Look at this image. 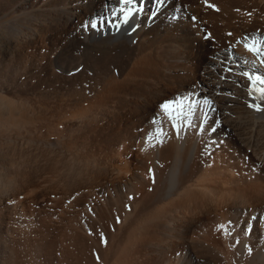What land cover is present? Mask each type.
Returning a JSON list of instances; mask_svg holds the SVG:
<instances>
[{"label":"bare ground","instance_id":"1","mask_svg":"<svg viewBox=\"0 0 264 264\" xmlns=\"http://www.w3.org/2000/svg\"><path fill=\"white\" fill-rule=\"evenodd\" d=\"M209 2L220 11L201 0H165L158 10L154 0H144L131 25L139 27L132 32L127 25L102 31L81 27L100 16L110 18L119 0H0V130L21 132L24 127L32 134L37 116L57 103L30 96L53 94L42 84L54 82L58 119H48L52 125L46 130L62 146L54 157L59 169L54 186L42 184L45 175L33 169L1 177L0 234L7 235H0L1 252L14 253L8 249L13 236L8 214L18 205L25 214V206L35 201L50 213L48 227L54 232L94 241L103 233L109 241L108 264H264V113L247 107L248 82L237 75L250 68L243 60L255 57L243 43L226 51L246 33L264 35V0ZM230 55L235 57L232 74L222 63ZM222 74L229 79H221ZM183 117L195 125L218 121L219 127L207 134L185 127L177 136L172 122L179 125ZM159 129L167 134L159 137L165 142L146 143ZM213 140L223 141L214 159L203 157L205 143ZM36 188L38 195H30ZM23 191L16 204L15 195ZM252 216L257 219L246 235ZM7 261L4 257L0 264Z\"/></svg>","mask_w":264,"mask_h":264},{"label":"rangeland","instance_id":"2","mask_svg":"<svg viewBox=\"0 0 264 264\" xmlns=\"http://www.w3.org/2000/svg\"><path fill=\"white\" fill-rule=\"evenodd\" d=\"M37 81V84H39V83H41L42 81H39L38 79H36L35 80V82ZM39 81V82H38ZM50 84V85H49ZM55 84V85H54ZM42 85H44V86H48V88H49V86H50V88L52 89L51 91H53V94L54 95H58V93H57V91H55L56 90V88H57V84L56 83H43ZM52 85V86H51ZM56 87V88H55ZM3 91H5L4 89H3ZM38 93V94H37ZM37 93H35V96L34 95H32V96H30L31 98H34V99H38V101H41V102H45V103H48V101H50V102H52L51 103V105H53V104H55V103H57V105H58V102H59V95L58 96H53V94H52V92L50 93V94H48L49 96H45V94H42V93H40L39 94V92H37ZM51 94H52V96H51ZM43 95V96H42ZM38 96V97H37ZM42 96V97H41ZM51 96V97H50ZM70 96H72V95H70ZM53 97V98H52ZM68 97V96H67ZM66 97V98H67ZM68 98H70V97H68ZM55 99H57V101L55 100ZM49 102V103H50ZM55 102V103H54ZM56 105V104H55ZM57 105H56V107H54V106H52L51 108L52 109H55V110H48L49 112H53L52 114L51 113H45V114H43L42 116L41 115H39V116H37V120L38 119H40V121L38 122L37 121V123H33L34 124V126H33V124H31L32 126H31V129H33V128H35V130L33 131H31L32 132V134H30V132H28L27 131V129L25 128L24 129V127L20 130L21 132H18V131H16V129L14 130L13 129V131H11V130H9L8 129V133L5 131V130H0V179H1V177H2V179L3 178H5V175L7 174V172H11V171H15V170H18L19 171V168H20V171H23L24 172V170H27V171H31L32 169H33V171L34 170H36L37 171V173L40 175V173H41V178H42V176H44L45 175V177L44 178H42L43 180H41L42 181V184H45V185H47V187H49L50 185H53L54 186V184L55 183H57L56 181H57V179H59V169L58 168H54V162H55V160H54V157H56L57 156V152L59 151V153H60V150H61V148H62V146H61V143L60 142H57L58 140H57V138H55V137H53L54 135H49V133H48V131L47 130H51V128H46L47 126L48 127H50V125H52V123H54V122H56V120H55V117H56V119H58V115H56L57 114V109L59 108V107H57ZM48 106V105H47ZM49 114V115H48ZM18 116H21L22 115V117L24 116V114H17ZM47 115V116H46ZM46 118H45V117ZM25 117V116H24ZM41 117V118H40ZM53 118V119H52ZM48 119H50V121L52 122H50ZM52 119V120H51ZM53 120H55V121H53ZM45 121H47V122H45ZM49 121V122H48ZM42 122V123H41ZM46 123V124H45ZM48 123H49V125H48ZM51 123V124H50ZM39 124H41V125H39ZM44 124V125H43ZM38 125V126H37ZM47 125V126H46ZM43 127V134H42V127ZM45 126V127H44ZM38 127H40V129L38 128ZM39 129V130H38ZM47 129V130H46ZM37 130V131H36ZM4 133H3V132ZM22 131H23V133H22ZM24 131H27V133H28V135L26 134V132H24ZM34 132V133H33ZM37 132H38V135L40 136H44L45 138H43V137H41L40 139H39V136L37 135ZM45 132H47V134L45 133ZM5 133H7V134H5ZM14 133V134H13ZM15 133H18V134H15ZM47 136H49V137H52V138H48V137H46V135ZM3 134V135H2ZM10 135V136H7V135ZM21 136H24L25 134V136L24 137H21ZM30 134V135H29ZM35 134V135H34ZM17 135H19V137H21V138H19ZM12 136V137H11ZM17 136V137H16ZM31 138L32 137V139H30L29 137ZM38 136V137H37ZM36 137V138H35ZM17 138V139H16ZM24 138V139H23ZM33 138H35V139H33ZM43 138V139H42ZM54 138V139H53ZM20 139V140H19ZM28 139H30V140H28ZM36 139H37V141H36ZM46 139V140H45ZM17 140H19V141H17ZM22 140H25V141H22ZM28 140V141H27ZM40 140V141H39ZM41 140H43V142L41 141ZM48 140H50V141H48ZM16 141V142H15ZM27 141V142H26ZM30 141V142H29ZM34 141V142H33ZM45 141V142H44ZM47 141V142H46ZM18 142V143H17ZM27 143V145L26 144H21V143ZM31 142H32V144H31ZM36 142V144L37 145H40L39 147H40V149L39 150H37L36 148V146L35 145H33L34 143ZM39 142H42V145L39 143ZM16 143H17V145H16ZM20 143V144H19ZM28 143H30L31 145H29ZM44 143V144H43ZM48 143H50V144H48ZM59 143H60V145H59ZM50 146L51 145V147H49L48 145ZM20 145H23V147L22 146H20ZM20 146V147H19ZM27 146V147H26ZM30 146V147H29ZM25 147L27 148V150L25 149ZM29 147V148H28ZM46 147V148H45ZM33 148H35L36 149V151H32L33 150ZM44 149V150H43ZM60 149V150H59ZM31 151V153H30V151ZM43 150V151H42ZM29 151V152H28ZM37 152V153H36ZM52 152V153H51ZM39 153V154H38ZM48 153V154H47ZM21 154H22V156H21ZM25 155V156H24ZM56 155V156H55ZM37 156V157H36ZM36 158V159H35ZM52 161H53V163H52ZM41 162V163H40ZM12 163H14V164H12ZM18 164V165H17ZM15 165V166H14ZM16 165L17 166H20V165H24L23 167L22 166H20V167H16ZM14 166V167H13ZM27 166V167H26ZM27 169H26V168ZM17 168V169H16ZM23 168H25V169H23ZM6 169V170H5ZM7 169H9V170H7ZM22 169V170H21ZM44 170V171H43ZM43 172V173H42ZM4 173H6V174H4ZM46 175H47V177H46ZM50 176V177H49ZM54 177V178H53ZM55 177H56V179H55ZM45 178H50V179H48V182H47V180L45 179ZM0 180V181H3V180ZM40 179V178H39ZM46 180V181H45ZM55 180V181H54ZM44 181H45V183H44ZM52 182V183H51ZM1 184V183H0ZM50 184V185H49ZM45 185H43V186H45ZM39 188V187H38ZM38 188H36V189H38ZM41 188V187H40ZM36 189L35 190H30V192H29V194L30 195H33V196H37L38 195V193H39V191H40V189H38L37 191H36ZM32 191V192H31ZM33 192H34V194H33ZM36 192V193H35ZM18 194L20 195V196H18ZM24 194H26V192H20V193H17V195H15L14 197L16 198H14L15 200V203L17 204V202H18V200H19V204H20V201H21V198L23 199L24 197ZM26 196V195H25ZM52 196V195H51ZM54 196V195H53ZM52 196V197H53ZM1 198V197H0ZM32 202V203H31ZM30 203H28L29 205H31V206H29L28 204V206L26 205L25 207H27V208H29L28 210H27V208L25 209V214H21L19 211L20 210H22L24 207H22L21 205H18L19 207H17L18 209V211L16 210V211H12L11 213H9L8 215H9V217H13V218H11V224H10V226L11 227H13V228H10V232H11V235L13 234V236L15 237H13L12 236V239L9 241V247H8V249L9 250H13L14 249V253H13V251L12 252H5V253H3V252H1L0 251V261L4 258V257H6V258H8L10 261H7V263L8 264H12V263H14V264H108V262H106V260L107 261H109V258L111 257V255H109V253L107 252L108 251V249H107V247H105V246H107V245H105V244H102V243H100L102 240H100V239H102V238H100L101 237V235L99 236V237H97L98 239H96L95 241L94 240H92L93 238H89V237H84L83 236V238L84 239H82V238H77L75 235H74V237H73V235H70V234H68L67 235V233L65 234H60L59 232H54V230L53 229H50L48 226H49V224L52 222L51 221V215H50V213H46L45 214V212H43L42 211V209H43V207H42V205H40V204H38V203H36L35 201L33 202V201H31ZM34 204V205H33ZM36 204V205H35ZM38 205V206H37ZM35 206V207H34ZM32 207V208H31ZM21 208V209H20ZM40 208V209H39ZM34 209V212H32V210ZM39 209V210H38ZM41 210V211H40ZM36 211V212H35ZM41 213H40V212ZM13 212H15V213H13ZM16 212H18V214L16 213ZM27 212V213H26ZM39 212V213H38ZM32 213V214H31ZM31 214V215H30ZM37 214H39V215H37ZM40 214H42V215H40ZM48 214V215H47ZM28 215V216H27ZM36 215V216H35ZM17 216H18V218H17ZM30 216V217H29ZM46 216V217H45ZM21 217V218H20ZM25 219H24V218ZM41 217V218H40ZM42 217H43V219H42ZM14 218H15V220H14ZM16 218L18 219V220H16ZM20 218V219H19ZM44 218H46L45 220H44ZM23 219V220H22ZM26 219H28V220H26ZM30 219V220H29ZM31 219H33V220H31ZM49 220V222H47L48 220ZM14 220V221H13ZM22 222H21V221ZM15 221H17V222H15ZM25 221V222H24ZM42 222H45V223H42ZM75 222V221H74ZM15 223V225H13ZM19 223V224H18ZM21 223V224H20ZM25 225H24V224ZM30 223V224H29ZM33 224V225H32ZM41 226H40V225ZM47 226H46V225ZM24 226V228H22L21 226ZM29 225V226H28ZM16 228H15V227ZM17 226H19V227H17ZM28 226V227H27ZM34 226H35V228H34ZM38 227V228H37ZM39 227H42V229L41 228H39ZM17 228H18V230H17ZM19 228H20V230H19ZM49 228V229H48ZM12 229V230H11ZM21 229H23L24 231H22ZM26 229V230H25ZM29 229H31V230H29ZM33 229H35V230H33ZM38 229V230H37ZM30 232H29V231ZM39 230H42V231H39ZM45 230H48V231H45ZM15 231V232H14ZM22 231V232H21ZM33 231H35V232H33ZM52 231V232H51ZM26 232V233H25ZM40 232V233H39ZM41 232H42V234H41ZM45 232V233H44ZM19 233V234H18ZM22 233H23V235H22ZM31 233H33L32 235H34V236H31ZM48 233V234H47ZM57 233H58V236H57ZM2 234H4V233H1L0 235H1V239H3V236H4V238H5V236H7L6 234H4V235H2ZM17 235V237H16V235ZM27 234H29V236L27 237L26 235ZM36 234V235H35ZM39 234V235H38ZM48 236H47V235ZM51 234V235H50ZM56 234V235H55ZM61 236H60V235ZM45 235V236H44ZM54 235V236H53ZM66 235V236H65ZM21 236V237H20ZM22 236L24 237V239H22ZM42 236V237H41ZM44 236V237H43ZM47 236V237H46ZM52 236V237H51ZM27 239H26V238ZM30 237V238H29ZM58 237V238H57ZM64 237V238H63ZM66 237H69V243H68V240L66 239ZM72 237H73V239H72ZM17 238V239H16ZM35 238V239H34ZM43 238V239H42ZM55 238V239H54ZM61 238H62V240H61ZM86 238V239H85ZM103 238H104V236H103ZM16 239V240H15ZM30 239V240H29ZM34 239V240H33ZM40 239H41V241H40ZM46 239V240H45ZM52 240V241H50V240ZM72 239V240H71ZM75 239V240H74ZM107 241H108V238H105ZM12 240H13V242H12ZM16 242H15V241ZM21 240V241H20ZM24 240V241H23ZM25 240H27V241H25ZM28 240H29V242H28ZM67 240V241H66ZM73 240H74V242H73ZM98 240V241H97ZM32 241V242H31ZM34 241V242H33ZM36 241V242H35ZM39 241V242H38ZM47 241V242H46ZM49 241V242H48ZM55 241V242H54ZM60 241H62V242H60ZM12 242V243H11ZM15 242V243H14ZM22 242V243H21ZM38 242V243H37ZM67 242V243H66ZM95 242V243H94ZM109 242V241H108ZM19 243V244H18ZM30 243V244H29ZM32 243V244H31ZM45 243V244H44ZM47 243V244H46ZM48 243H50V244H52V245H50V244H48ZM60 243V244H59ZM92 243V244H91ZM17 246V247H19V248H17L15 245ZM22 245V247H21V245ZM63 244V245H62ZM64 244H65V246H64ZM67 244V245H66ZM73 244V245H72ZM108 244V243H107ZM16 247H14V246ZM30 245V246H29ZM38 245V246H37ZM44 245V246H43ZM57 245V247H55ZM59 245V246H58ZM70 245V246H69ZM72 245V246H71ZM75 245V246H74ZM102 245H104V246H102ZM62 246H63V248H62ZM70 248H69V247ZM97 246H100V248L99 247H97ZM25 247V248H24ZM39 247V248H38ZM45 247V248H44ZM59 247V248H58ZM60 247H61V249H60ZM103 247H105V248H103ZM10 248H13V249H10ZM27 248V249H26ZM31 248V249H30ZM50 250H49V249ZM97 248V249H96ZM102 248V249H101ZM21 249V250H20ZM43 249V250H42ZM45 249V250H44ZM53 249V250H52ZM58 249V250H57ZM104 249L106 250V251H104ZM0 250H1V248H0ZM19 251V253H17L18 251ZM27 250V251H26ZM33 250V251H32ZM16 251V252H15ZM23 251V252H22ZM45 251V252H44ZM56 251V252H55ZM58 251V252H57ZM62 251V252H61ZM64 251V252H63ZM29 252V253H28ZM44 252V253H43ZM51 252V253H50ZM107 253V255H106V253ZM1 253H3V257H1ZM12 253H13V255H12ZM17 253V254H16ZM48 253V254H47ZM56 253V254H55ZM4 254H8V255H5L4 256ZM18 254H20V255H18ZM19 256L18 258L17 257H15V256ZM28 255V256H27ZM10 256H12V257H10ZM27 256V257H26ZM38 256V257H37ZM80 256V257H79ZM100 257V259L98 260L97 259V257ZM105 256H106V258H105ZM109 256V258H107ZM15 257V258H14ZM32 257V258H31ZM78 257V258H77ZM12 258H14L13 260H12ZM16 258H17V260L19 259L20 260V262H18L17 260H16ZM21 258H22V260H21ZM14 261V262H12V261ZM15 260L17 261V262H15ZM105 260V261H104ZM21 261H23V262H21ZM34 261V262H33ZM12 262V263H11ZM27 262V263H26ZM39 262V263H38ZM105 262V263H104ZM6 263V264H7Z\"/></svg>","mask_w":264,"mask_h":264},{"label":"snow or ice","instance_id":"3","mask_svg":"<svg viewBox=\"0 0 264 264\" xmlns=\"http://www.w3.org/2000/svg\"><path fill=\"white\" fill-rule=\"evenodd\" d=\"M203 4L208 9H213L216 12H219L220 9L213 3H210L209 0H201ZM120 7L118 10H113L112 16L110 18L100 16L95 19L86 21L81 27H83L85 30L88 28L102 31L105 27H112L115 26L117 29H119L121 26H131L132 21L134 20L135 16L141 12L144 8V0H119ZM155 6L158 10L159 5L165 3V0H154ZM237 12L240 11L239 8L236 9ZM255 11V10H253ZM253 11H248L246 14L251 17L253 14ZM153 16H155V12L152 13ZM193 21H195L197 18L195 16L191 17ZM139 27V24H136L135 26H131V31L135 32L137 28ZM257 33L260 32V29L256 30ZM209 36L211 34H208ZM229 36H232L233 34L231 32L228 33ZM207 38V37H206ZM134 42V41H133ZM243 43L244 49L251 53L255 59L252 61H249L247 59L243 60V64L250 65V68L248 70L242 71L238 73L237 75H240L244 77L247 80L246 90L248 93V100L246 101L247 107L250 109H253L257 113H264V35H262L260 38H257L255 34H249L246 33L241 39H237L235 44H230L229 49H226V51H229L230 49L234 48L236 45ZM234 55H230L228 58H226L225 61L222 63L228 65L226 67L225 71L228 74L234 73V68L231 67V64L234 62ZM79 71V69H77ZM221 79L228 80V75H221ZM221 94V93H218ZM224 95L231 96L232 93H223ZM204 104L208 105L209 108H211L212 101L205 98ZM191 107V105H190ZM162 109H167L168 105L164 104L161 105ZM214 111V109H212ZM181 116H183V112L181 111ZM189 115H194V112H190ZM205 116H207V113H205ZM173 117L169 115V120L173 121ZM155 123V121H153ZM207 125V127H206ZM196 128L197 134H207V133H216L217 127H219V122H215L213 125H208V122L206 119L201 120L199 125L192 124L191 121L187 117H183V122L179 125L176 122H172V128L176 132L177 136L180 135L181 131L185 128ZM158 135L152 136L149 134L148 137H146V143L151 140H155L156 143L163 144L165 141L161 140L159 137L161 135L166 136V133H163L162 129L157 130ZM223 141H215L213 140L210 143H205L204 150L202 151L201 155L203 157H207L208 159H214V152L216 149L220 147V144H222ZM151 147H156V144H152ZM250 151V150H249ZM247 159V157H245ZM208 167H211V164L206 165ZM255 170V167L253 168ZM149 173H152V169H149ZM153 183H155V178L153 176ZM151 191V189H149ZM135 197L128 196L129 201H133ZM125 208L128 211H131V207L126 204ZM257 218L255 216L251 217V220L249 221V227L246 230L245 234H249L252 228V221H255ZM262 222H264V217L261 218ZM116 223H121V217H116ZM231 221L228 222L229 225H231ZM218 228L224 229L226 232H228V228L225 225H218ZM230 234V233H229ZM102 242L106 245L108 241L103 238V233H101ZM240 241L237 239L236 243H239ZM251 251V249H249ZM97 259L99 260L100 257L98 256Z\"/></svg>","mask_w":264,"mask_h":264}]
</instances>
